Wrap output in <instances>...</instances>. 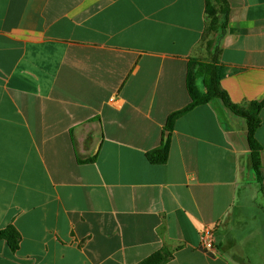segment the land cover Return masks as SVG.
<instances>
[{"label": "crops", "instance_id": "1", "mask_svg": "<svg viewBox=\"0 0 264 264\" xmlns=\"http://www.w3.org/2000/svg\"><path fill=\"white\" fill-rule=\"evenodd\" d=\"M228 3L209 46L206 0H0V230L21 236L0 264H264V109L261 182L221 100L176 121L166 164L147 157L193 59L233 103L264 100V0Z\"/></svg>", "mask_w": 264, "mask_h": 264}, {"label": "trees", "instance_id": "2", "mask_svg": "<svg viewBox=\"0 0 264 264\" xmlns=\"http://www.w3.org/2000/svg\"><path fill=\"white\" fill-rule=\"evenodd\" d=\"M230 6L228 0H206V30L205 36L225 32L229 20ZM211 46V42H208ZM223 77L222 69L215 63L202 62L193 59L189 63L187 75V88L191 103L184 109L170 115L165 126L163 142L160 147L148 152L147 157L153 165H164L168 162L170 152L171 133L176 121L194 108L208 104L215 100H221L236 116L244 118L248 125V144L251 150V159L255 173L259 181H262V151L263 147L256 139V132L261 126V111L264 109V100L255 101L248 105H238L231 101L229 95L221 87ZM203 79L205 87L201 91L198 81ZM91 162V161H90ZM0 240L8 242L13 250L20 245L21 236L15 227L10 226L0 230ZM170 258L168 251H159L140 264H163Z\"/></svg>", "mask_w": 264, "mask_h": 264}, {"label": "built area", "instance_id": "3", "mask_svg": "<svg viewBox=\"0 0 264 264\" xmlns=\"http://www.w3.org/2000/svg\"><path fill=\"white\" fill-rule=\"evenodd\" d=\"M201 246L206 250H213L215 247V232L213 226H205L201 233Z\"/></svg>", "mask_w": 264, "mask_h": 264}, {"label": "rangeland", "instance_id": "4", "mask_svg": "<svg viewBox=\"0 0 264 264\" xmlns=\"http://www.w3.org/2000/svg\"><path fill=\"white\" fill-rule=\"evenodd\" d=\"M220 33V32H219ZM218 34H209L206 38H208V42H211L212 45L216 44V39H217ZM263 173V171H262Z\"/></svg>", "mask_w": 264, "mask_h": 264}]
</instances>
